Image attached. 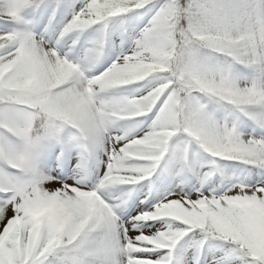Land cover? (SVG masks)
I'll return each mask as SVG.
<instances>
[{"label":"snow or ice","instance_id":"snow-or-ice-1","mask_svg":"<svg viewBox=\"0 0 264 264\" xmlns=\"http://www.w3.org/2000/svg\"><path fill=\"white\" fill-rule=\"evenodd\" d=\"M0 264H264V0H0Z\"/></svg>","mask_w":264,"mask_h":264}]
</instances>
